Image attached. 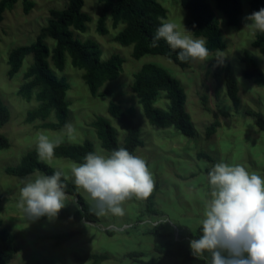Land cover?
I'll use <instances>...</instances> for the list:
<instances>
[{
	"label": "rangeland",
	"instance_id": "obj_1",
	"mask_svg": "<svg viewBox=\"0 0 264 264\" xmlns=\"http://www.w3.org/2000/svg\"><path fill=\"white\" fill-rule=\"evenodd\" d=\"M32 1V7L25 12L23 0H17L11 9L2 13L0 20V97L10 110L9 120L0 129L9 141L7 147L0 149V219L2 227L14 236V244L18 249L10 264H92L91 259L79 261L75 258V255L86 253H105L108 256L97 264H140L136 258L148 260L152 257H158L160 264H204L197 260L185 262L178 257L160 256L154 250V245L163 243L165 238L149 233L147 229L150 225L160 223L162 230H172L175 239L186 238L187 234L194 231L203 219L204 205L209 199L207 172L217 162L241 164L250 173L255 172L264 178V129L256 124L254 116L247 114L248 110L256 111L264 118V87L242 75L244 63L241 58L246 52L257 59L264 72V55L252 45L259 31L248 26L250 22L245 19L252 13L250 0H240L241 12L236 25L227 23L224 12L216 7L214 0H205L219 22L225 47L209 53L206 61L190 60L183 68L159 54L134 58L131 45L123 46L115 40L121 25L113 26L108 17L105 21L107 33H99L96 27L102 3L99 0H84L82 10L91 19L85 31L72 29L74 36L82 40H96L102 49L103 58L117 53L123 58V63L118 77L99 88L101 95H92L81 77L82 70L71 64L67 53L65 66L60 71L53 67L49 58L52 69L58 76H65L69 83L66 123L73 125L72 133H68L65 125L52 130L41 127L40 120L31 123L25 121L27 111L37 105L34 99L27 101L18 94L31 55L24 58L12 77L7 75L9 51L15 46L34 42L40 29L47 23L49 10L62 9L67 3V0ZM158 1L166 9L165 21L175 23L177 29L186 35L203 38L193 35L189 13L178 0ZM45 42L51 55L54 40L47 37ZM147 62L164 67L180 81L186 94L185 108L195 130L193 136H186L174 127L150 124L145 117L131 83L133 74ZM217 66L221 75L225 67L233 71L240 98L238 108L233 106L227 94L224 79L219 83L215 79ZM203 96L206 97L205 103ZM109 101L122 107L134 106V121L139 125L143 144L133 154L144 158L153 174L155 187L150 202L157 214L146 211V204L149 203L147 199L133 198L124 202L123 217L111 214L96 216V222H77L70 217L26 218L17 207L21 180L29 176L34 178L41 172L35 170L25 176H15L6 173V167L18 165L28 151L35 149L37 137L41 133L52 140L63 137L61 144L89 140L97 154L108 155L91 122L97 115L105 116L117 130L119 143L123 141L125 130L108 114ZM167 104L163 95L154 101L155 106L163 109H167ZM47 120H54L53 114ZM214 120H218L219 125L207 136L206 128ZM42 161L62 170L69 180H72L71 167L79 164L63 157ZM76 190L77 196L90 205L88 194L83 189L76 187ZM77 196L68 194L69 201L65 207L69 214L80 205ZM73 199L76 204L71 201ZM70 230L79 231V234L59 246H55L54 240L48 237ZM132 251L140 252V255L128 257L127 253Z\"/></svg>",
	"mask_w": 264,
	"mask_h": 264
},
{
	"label": "trees",
	"instance_id": "obj_2",
	"mask_svg": "<svg viewBox=\"0 0 264 264\" xmlns=\"http://www.w3.org/2000/svg\"><path fill=\"white\" fill-rule=\"evenodd\" d=\"M17 0H0V20L2 13L6 9H11ZM102 3V12L97 18V31L101 34L107 33L105 21L109 17L113 26L121 25L115 40L123 46H132V56L140 58L145 54H159L170 58L180 67H186L189 63L182 62L177 58L179 50H172L163 40H159L158 47H151V41L156 29L160 24V19L166 18V9L158 0H99ZM218 9L224 12L227 23L236 25L241 12L240 0H214ZM179 4L188 11L192 33L195 37H203L206 40V47L209 53L222 50L225 47L224 37L219 22L213 11L205 0H178ZM24 11L27 12L33 5L32 0H23ZM84 0H67L64 8L49 10L47 23L40 29L34 42L28 45H18L13 47L8 53L7 75L12 77L21 67L24 58L31 55V62L23 73V83L18 88V94L25 100L34 99L37 105L27 111L25 121L31 123L35 120L41 121V127L46 129H60L66 124L68 117L69 102L66 99V92L69 83L65 76H58L50 66L57 70H62L65 66L66 53L70 57L71 64L82 70L81 77L87 85L92 95H101L99 88L109 80L116 79L121 70L123 58L117 54H111L107 58L102 57V49L99 43L92 39H80L74 36L73 30L85 31L90 16L82 10ZM264 8V0H250V11H258ZM52 38L54 46L50 51L45 38ZM253 47L264 55V32H257L252 40ZM244 63L242 75L252 78L260 86L264 87V72L258 65L257 59L246 52L241 58ZM215 79L219 83L223 78L226 90L232 104L238 108L240 98L238 96V84L229 67H225L223 74L219 67H215ZM131 89L142 104L143 112L150 124L159 127H174L186 136H193L195 133L193 123L189 113L185 108L186 94L180 81L172 76L164 67L155 63L147 62L133 74ZM163 95L167 99V109L154 105V101ZM203 102L206 97L203 96ZM108 114L115 118L124 128L125 135L123 141L119 143L117 130L111 125L108 118L97 115L91 122L101 146L109 154L119 147L127 148L132 154L138 146L143 144L140 138L139 125L134 121V106L122 107L114 101H109L107 105ZM53 114L54 120H47ZM247 114L254 116L256 124L260 129H264V118L259 112L247 111ZM10 110L0 97V129L9 120ZM219 125L218 120H214L206 128V135L209 136ZM9 145L8 138L0 131V149ZM95 152L93 144L89 140L82 143H63L55 149L54 157L69 158L78 163L83 162L85 154ZM35 170L51 175L54 170L37 156L36 150L28 151L18 165L6 167L8 174L15 176H25ZM63 179V177H62ZM67 184L66 192L77 196V190L72 180L64 181ZM151 197V195H150ZM146 204V211L157 214L150 202ZM80 203L76 210L69 214L68 208L64 207L56 216L57 218L70 217L74 221L86 220L96 222V215L89 212V205L84 199L77 196ZM142 219H139L141 221ZM147 232L164 237L163 243L154 245V250L160 256L178 257L187 262L197 260L205 264V261L198 259L192 254L189 241L199 238L202 234L200 225L186 238L175 239L172 230H162L160 223L150 225ZM79 231L70 230L48 236L52 238L53 244L59 246L70 240ZM14 244V236L2 227L0 219V264H10V260L17 252ZM140 255V252H128V257ZM105 253H86L75 255L79 261L93 260L92 264H97L106 259ZM140 264H160L158 257L148 260L136 258Z\"/></svg>",
	"mask_w": 264,
	"mask_h": 264
},
{
	"label": "clouds",
	"instance_id": "obj_3",
	"mask_svg": "<svg viewBox=\"0 0 264 264\" xmlns=\"http://www.w3.org/2000/svg\"><path fill=\"white\" fill-rule=\"evenodd\" d=\"M245 19L248 26L264 32V8ZM161 39L172 50H179L177 58L182 62L209 58L206 40L182 33L163 18L150 46L158 47ZM64 127L68 133L74 131L71 123ZM62 142L63 137L52 140L39 134L35 144L38 158L50 161ZM70 172L74 185L88 194L89 212L96 216L123 217L125 201L146 200L155 187L147 161L125 147L108 155L88 152ZM68 179L62 170L23 178L17 207L29 219L56 217L69 201L64 182ZM207 181L209 199L200 221L202 234L189 241L192 254L205 264H264V178L241 164L221 161L209 168Z\"/></svg>",
	"mask_w": 264,
	"mask_h": 264
}]
</instances>
